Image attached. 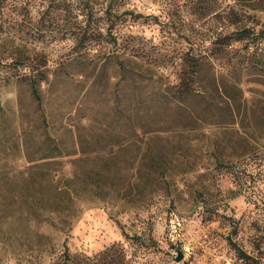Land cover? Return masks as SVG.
<instances>
[{
	"label": "rangeland",
	"instance_id": "rangeland-1",
	"mask_svg": "<svg viewBox=\"0 0 264 264\" xmlns=\"http://www.w3.org/2000/svg\"><path fill=\"white\" fill-rule=\"evenodd\" d=\"M0 264H264V0H2Z\"/></svg>",
	"mask_w": 264,
	"mask_h": 264
},
{
	"label": "built area",
	"instance_id": "built-area-1",
	"mask_svg": "<svg viewBox=\"0 0 264 264\" xmlns=\"http://www.w3.org/2000/svg\"><path fill=\"white\" fill-rule=\"evenodd\" d=\"M180 226H181L180 219L177 217L175 213L172 214L169 223V233L171 237L175 238V236L179 235Z\"/></svg>",
	"mask_w": 264,
	"mask_h": 264
},
{
	"label": "trees",
	"instance_id": "trees-1",
	"mask_svg": "<svg viewBox=\"0 0 264 264\" xmlns=\"http://www.w3.org/2000/svg\"><path fill=\"white\" fill-rule=\"evenodd\" d=\"M2 0H0L1 2ZM29 86H30V90H31V95L32 97H34L39 103L41 102L42 100V97H41V92H40V85L38 82H36L35 80L31 79L30 80V83H29ZM137 239V238H135Z\"/></svg>",
	"mask_w": 264,
	"mask_h": 264
},
{
	"label": "water",
	"instance_id": "water-1",
	"mask_svg": "<svg viewBox=\"0 0 264 264\" xmlns=\"http://www.w3.org/2000/svg\"><path fill=\"white\" fill-rule=\"evenodd\" d=\"M183 256H184L183 252L180 249H178L177 256L175 257V261H180L183 258Z\"/></svg>",
	"mask_w": 264,
	"mask_h": 264
}]
</instances>
